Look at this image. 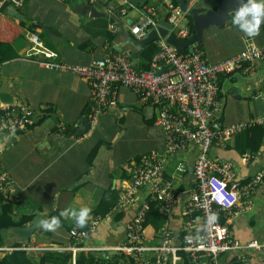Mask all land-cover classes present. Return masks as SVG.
I'll return each mask as SVG.
<instances>
[{
	"label": "crops",
	"instance_id": "1",
	"mask_svg": "<svg viewBox=\"0 0 264 264\" xmlns=\"http://www.w3.org/2000/svg\"><path fill=\"white\" fill-rule=\"evenodd\" d=\"M21 1L19 7L10 3L0 5V106L27 104L43 120L22 133L0 132V177L3 173L5 180L8 177V190L0 201V216L4 214V204H8L12 207L14 223L30 219L23 226L26 227L36 216L45 219L64 209L86 206L92 209L88 219L90 224L96 221L98 224L78 242L85 249L95 250L79 251L75 256L58 250L75 243L70 231L78 229L72 220L64 218V225L55 231L39 228L27 244L18 243L11 234L1 236L0 248H10L17 243L20 247L32 248L35 251L26 254L35 264L54 252L71 254L68 264H76L80 254H91L97 262L104 261L103 264H127V255L116 249L124 243L127 226L137 215L147 194L143 191L133 205L123 210L118 207V196L128 185L130 164L145 155L154 152L163 155L166 151L165 131L156 121L158 108L141 101L122 86L115 110L100 115L86 133L73 134L83 119L89 121L92 90L88 82L70 72L45 69L25 56L31 47L29 35L36 33L45 47L57 54V61L64 64L89 65L112 53L128 54L133 59L137 50L127 36L135 38L131 26L150 15L149 9L153 10L159 28L170 29L165 0L102 1L93 5L77 0ZM218 1L189 0L188 5L205 12L214 8ZM173 2L181 24L193 35L190 16L181 10L177 0ZM124 8L127 9L126 16L120 13ZM169 35L179 38L177 31H169ZM250 43L264 44V27L261 25L259 35L249 38L232 26L230 17L223 28L212 26L206 30L199 47L211 64L238 55ZM150 48L157 51V41L137 57L136 65L140 69L148 65L143 55ZM218 85L223 125L264 115V98L260 96L264 88V61L249 71L241 68L235 74L221 77ZM257 127L264 129V126H254L227 143L216 141L211 150L212 158L233 165L242 184H248L264 172V138L261 141L254 135L249 139V145L259 146L255 153L247 149L245 138L246 132ZM199 154V146L192 144L167 159L164 171L167 178L172 179L178 197L168 216L163 215L162 220L149 218L145 230L148 246L160 245L158 232L164 230L173 236L174 244H180L184 211L196 185L193 165ZM179 164L187 168L186 173L177 171ZM104 200H107V210L111 209L109 214L94 218L93 212ZM250 201L251 204L242 210L226 215L220 213V220L229 223L232 236L242 243L252 240L264 243V178L254 188ZM235 254L242 256V264L243 261L245 264H264V250L248 249ZM235 258L224 254L220 264H234ZM202 264L211 262L203 257Z\"/></svg>",
	"mask_w": 264,
	"mask_h": 264
},
{
	"label": "built area",
	"instance_id": "2",
	"mask_svg": "<svg viewBox=\"0 0 264 264\" xmlns=\"http://www.w3.org/2000/svg\"><path fill=\"white\" fill-rule=\"evenodd\" d=\"M69 1V0H64ZM87 4L117 0H77ZM10 3L16 7L22 5L21 0H0L3 6ZM169 11L167 17L170 33L177 31L179 40H187L191 35L187 27L181 24L173 0H165ZM136 25L131 32L136 39H144L159 25L153 17V10ZM122 16L127 9H121ZM113 27L117 29V25ZM31 47L25 58L45 69L66 71L84 78L91 90L89 105L90 129L97 123L100 115L113 111L118 107L120 87L128 88L143 102H150L158 108L157 123L164 129L166 151L145 155L138 162L128 166V185L122 188L118 207L125 209L133 205L141 193L147 194L137 215L127 226L124 243L116 250L127 255L132 264H182L180 255L184 252L189 264H202L206 257L211 264H220L224 254L231 258L242 257L244 250H264V243L252 240L242 243L232 236L228 222L222 223L220 213L230 214L242 210L251 204L253 190L264 178V172L256 176L248 184H242L233 165L219 161L211 156L216 141L229 142L254 126H264V115L246 122L223 125L220 121L222 101L220 99L219 80L223 76L235 74L239 69L249 71L258 62L264 61V44H248L244 51L218 63H208L203 49L194 46L193 53L181 54L167 39L157 41L158 50L154 54L149 70H141L133 62L130 55L112 53L109 57L93 61L89 65H70L57 61V54L45 47L36 33H30ZM167 69L166 73L158 71ZM264 98V88L260 92ZM38 117L27 104L16 103L14 106H0V132L15 134L29 131L38 121ZM197 145L200 154L193 165L196 180L194 190L184 211L183 236L180 244H174L173 236L168 230L158 232L160 245L150 247L145 242L146 219L153 204L160 207L162 215L168 216L171 207L176 203L178 193L174 189L172 179L165 174V165L169 156L177 151H185L190 145ZM177 171L186 173L187 168L179 164ZM4 173L0 177V196L5 197L8 190ZM5 182V184H4ZM245 200V202H243ZM215 214L217 219L209 222ZM93 222L88 232L81 233L71 229L74 242L59 251L70 252L74 256L79 251H93L79 245V241L87 237L97 226ZM4 252L25 251L28 255L35 251L32 248L10 247L0 248ZM243 264L244 261H243Z\"/></svg>",
	"mask_w": 264,
	"mask_h": 264
},
{
	"label": "water",
	"instance_id": "3",
	"mask_svg": "<svg viewBox=\"0 0 264 264\" xmlns=\"http://www.w3.org/2000/svg\"><path fill=\"white\" fill-rule=\"evenodd\" d=\"M180 4V8L184 13H187L189 16H192L194 23L195 33L191 35L187 40L179 41L173 35H169V30L165 28H158L151 30L148 35L142 39L138 40L127 36L129 43L136 48L137 52L134 54L133 61L137 63V57L142 55L150 44L155 43L160 38H167V41L173 45L177 51L181 54L188 51L193 53L194 46H202V41L204 38L205 31L210 27L215 26L217 28H223L226 25V22L229 20L230 16L228 14L237 7V0H219L215 7L208 9L205 12H200L198 7H189V0H177ZM13 14L16 15V12ZM264 27V24H262ZM167 69H162L158 71L159 74L166 73ZM90 129V123L85 118L83 119L82 125L79 128H75L73 134H84ZM42 219L41 217L36 216L32 220V224L26 227H12L4 228L1 231V236L5 237L6 234L13 235L18 243H29L31 237L35 232L40 228L38 226V220ZM0 264H3L0 261Z\"/></svg>",
	"mask_w": 264,
	"mask_h": 264
},
{
	"label": "trees",
	"instance_id": "4",
	"mask_svg": "<svg viewBox=\"0 0 264 264\" xmlns=\"http://www.w3.org/2000/svg\"><path fill=\"white\" fill-rule=\"evenodd\" d=\"M188 18L190 19V30H191V33L193 34V33H195V31L193 29V22H192L193 20H192L191 16ZM153 48H150L147 51V53H145L143 55V57L147 59L148 65L146 66L145 69H141V70H149L150 69L152 58H153L154 54L157 52ZM201 49H202V47H201ZM185 53H187V52H185ZM42 120H43V117L38 122H41ZM254 135H258L257 137L260 138L262 141V139L264 138V129H262L261 127H257V128H254V129L245 133V138H246V141L248 142L247 143V145H248L247 149H251L252 152L255 153V152H258L259 146L254 147L252 145H249V141H250L249 139L251 138V136L253 138ZM121 194L122 193H120L118 198H120ZM2 199H3L2 196H0V201ZM106 204H107V200L106 201L104 200L101 202L98 209L93 212L94 218H98V217L104 218L107 214H109L111 209L107 210V208L105 207ZM11 208L12 207H9L8 204H4V214L0 216V243L2 241L1 230L3 228H11V227H19L20 228V227H23L25 224H27V222H29V220H30L29 218H26V219L24 218L23 222L18 223V224L14 223L12 220V216H11V214H12ZM58 215H59V212L52 213L50 215V217L51 216H58ZM147 216H148V218L146 220V227L150 223L149 218L151 216L156 217L158 220H162L164 218L162 213H161L160 207H158V205H156V204H153L151 206V210L149 211ZM62 225H64L63 220H62ZM90 227H91V224H90V221L88 220L87 226L83 229L78 228V231L81 233H85V232L89 231ZM179 239H180V241L182 240V235ZM20 246L21 245L17 243L13 247H20ZM180 255L184 258L183 264H189V260H188L187 255L184 252H181ZM127 258H128L127 264H132L131 259L129 257H127ZM71 259H72L71 254L65 255L63 253L54 252V253H49V254L45 255L41 259V263H39V264H48V263L49 264H68ZM0 260L3 262V264H35L32 262L31 258L26 254L25 251H14L10 254H7L3 251H0ZM100 262L103 264L104 261H100ZM101 263L97 262L95 257H93L91 254H89V255L80 254L78 256L77 262H76V264H101ZM119 264H121V263H119ZM234 264H242L241 257H236L234 259Z\"/></svg>",
	"mask_w": 264,
	"mask_h": 264
},
{
	"label": "clouds",
	"instance_id": "5",
	"mask_svg": "<svg viewBox=\"0 0 264 264\" xmlns=\"http://www.w3.org/2000/svg\"><path fill=\"white\" fill-rule=\"evenodd\" d=\"M228 16L231 17L234 28L253 38L259 35L261 25L264 24V0H237V7ZM91 212L92 209L86 206L64 209L58 216L38 220V226L44 231H55L61 227L64 218L72 220L76 228L83 229L87 226ZM216 219L217 216L213 214L209 217V222Z\"/></svg>",
	"mask_w": 264,
	"mask_h": 264
}]
</instances>
